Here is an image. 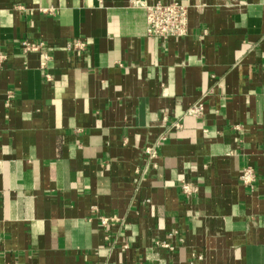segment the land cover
I'll list each match as a JSON object with an SVG mask.
<instances>
[{
    "label": "crops",
    "instance_id": "crops-1",
    "mask_svg": "<svg viewBox=\"0 0 264 264\" xmlns=\"http://www.w3.org/2000/svg\"><path fill=\"white\" fill-rule=\"evenodd\" d=\"M0 57V264H264V0H0Z\"/></svg>",
    "mask_w": 264,
    "mask_h": 264
},
{
    "label": "built area",
    "instance_id": "built-area-1",
    "mask_svg": "<svg viewBox=\"0 0 264 264\" xmlns=\"http://www.w3.org/2000/svg\"><path fill=\"white\" fill-rule=\"evenodd\" d=\"M142 8L145 10V32L148 36L158 37L161 39L165 38H181L186 36L188 30L187 24V8L185 5L172 1L170 3L155 2L151 5L142 4ZM22 48L25 52L37 51L42 45L41 44H31L26 41L22 42ZM66 50H83L86 48V44L79 40L69 42L65 46ZM3 58L0 57V61ZM204 113V105L202 100H199L191 107H189L184 115L200 117ZM167 121V119H163ZM173 128H179L178 123H173ZM164 141L163 136H159L154 140H149L144 147L143 154L146 160V164L141 169H136L134 172L133 183L137 188L140 187L145 176L148 174L149 170L156 169V160L158 158V150L161 143ZM252 178V172L250 169L244 170L241 179L245 183H249ZM180 190L184 195H190L196 192V189L191 186V184L182 181L180 184ZM99 222L102 226H114L119 222L116 216L111 217H99ZM161 246L170 251L173 250L169 244L162 243Z\"/></svg>",
    "mask_w": 264,
    "mask_h": 264
}]
</instances>
